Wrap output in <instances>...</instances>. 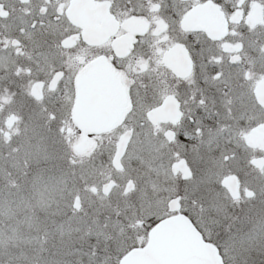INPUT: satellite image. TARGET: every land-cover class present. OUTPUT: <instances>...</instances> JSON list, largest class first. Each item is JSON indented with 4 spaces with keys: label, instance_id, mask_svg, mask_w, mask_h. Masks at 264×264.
<instances>
[{
    "label": "snow or ice",
    "instance_id": "snow-or-ice-1",
    "mask_svg": "<svg viewBox=\"0 0 264 264\" xmlns=\"http://www.w3.org/2000/svg\"><path fill=\"white\" fill-rule=\"evenodd\" d=\"M0 264H264V0H0Z\"/></svg>",
    "mask_w": 264,
    "mask_h": 264
}]
</instances>
